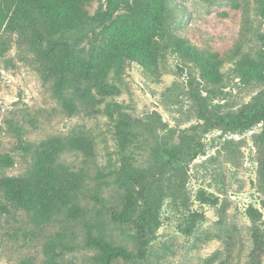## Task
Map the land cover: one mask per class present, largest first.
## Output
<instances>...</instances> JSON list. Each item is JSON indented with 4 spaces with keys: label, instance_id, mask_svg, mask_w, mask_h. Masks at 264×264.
Instances as JSON below:
<instances>
[{
    "label": "rangeland",
    "instance_id": "1",
    "mask_svg": "<svg viewBox=\"0 0 264 264\" xmlns=\"http://www.w3.org/2000/svg\"><path fill=\"white\" fill-rule=\"evenodd\" d=\"M142 1L115 0L117 10L108 21L83 35L75 29L68 41L84 56L97 53L130 19L129 6ZM106 2L87 3L89 19ZM169 7L173 34L223 58V81L208 83L199 65L170 48L160 62L159 79L127 59L108 73L115 92L96 105L77 100L73 115L55 97L53 82L24 34L6 24L0 28V150L15 158L5 172L15 176L28 169L32 153L27 144L51 136L78 139L85 148L63 152L59 172L81 178L82 205L115 243L134 251L139 247L136 219L113 221L101 207L119 206L124 189L117 180L125 176L123 167L132 165L165 187L160 227L150 235L149 263L250 264L255 226L250 207L259 211L257 225L264 229L262 124L228 133L221 126L206 129L200 113L214 105L223 114L240 112L264 89V0H169ZM99 171L106 175L98 178ZM10 209L0 215V264L25 258L42 264L45 244L64 231L62 222L41 225L24 209ZM187 225H192L188 234L181 231ZM71 229L68 224L73 237ZM75 230L77 247L66 253V264H97L94 250L83 245L81 227ZM261 260L264 264V256ZM148 262L119 258L113 264Z\"/></svg>",
    "mask_w": 264,
    "mask_h": 264
},
{
    "label": "trees",
    "instance_id": "2",
    "mask_svg": "<svg viewBox=\"0 0 264 264\" xmlns=\"http://www.w3.org/2000/svg\"><path fill=\"white\" fill-rule=\"evenodd\" d=\"M91 1L0 0V28L6 24L7 28L24 34L45 76L53 82L55 97L68 114L76 112L77 100L88 106L96 105L106 95L113 94L115 90L108 82V73L112 68L121 67L127 59L136 60L148 74L159 79L160 62L170 48L188 55L199 65L208 83L223 81L220 71L223 58L219 53L201 49L170 31L169 0H143L130 5V19L119 25L106 47L89 56L77 52L76 44L68 41L69 34L78 29V34L83 35L108 21L117 10L115 0H106L105 9L101 8L89 19L85 6ZM198 95L200 97V92ZM219 109L214 105L212 109L206 106L201 110L200 117L205 120L206 129L221 126L228 133H236L262 124L260 137L264 144V89L240 112L223 114ZM25 148L32 153V163L23 174L15 176L5 172L15 164L14 156L0 150V215L16 208L30 213L41 225L55 220L62 222L64 231H58L45 244L42 264H66V253L77 247L72 239L77 226L83 232V245L94 250L93 260L97 264H113L119 258L149 261L150 235L160 227V213L166 196L164 184L161 181L155 183V175L132 165L124 166L125 176L123 180H117L124 189L119 206H106L98 193L93 194L94 200L106 208L113 221L136 219L139 247L134 251L115 243L102 222L92 217L82 205L81 178L77 175L72 180L69 175L59 172L60 155L70 148L83 149L84 144L70 137L51 136L38 144H27ZM262 170L264 172V157ZM105 175L103 171L97 173L98 178ZM135 185L140 186V191L134 188ZM72 189L76 190L72 192ZM248 212L255 223L250 264H262L259 259L264 256V229L257 225L261 215L254 207ZM68 224H71L73 237L66 230ZM181 231L190 233L192 225L181 226ZM19 264L36 263L32 258H25Z\"/></svg>",
    "mask_w": 264,
    "mask_h": 264
}]
</instances>
